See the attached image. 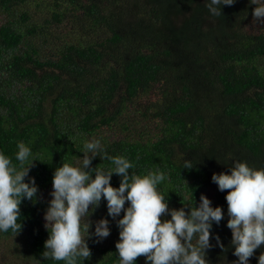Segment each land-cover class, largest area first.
Masks as SVG:
<instances>
[{"label":"trees","instance_id":"16d2710c","mask_svg":"<svg viewBox=\"0 0 264 264\" xmlns=\"http://www.w3.org/2000/svg\"><path fill=\"white\" fill-rule=\"evenodd\" d=\"M206 3L0 0L7 15L0 24V150L15 163L22 141L41 160L30 167L38 193L34 201L22 200L17 234L37 264H64L42 256L53 173L81 159L84 142L94 140L108 155L127 157L135 165L130 174L166 173L158 187L169 208L187 212L201 194L221 206L224 218L211 233L224 249L210 236L206 259H237L226 226L228 190L219 191L211 177L234 161L264 168V23L253 18L249 0L221 6L219 17ZM52 22L65 29L50 38ZM38 36L46 39L36 42ZM50 41L59 45L43 59L40 50ZM90 166L110 161L97 156ZM120 180L113 174L110 183L118 187ZM90 216V232L107 218L110 235L86 238L91 255L84 264H118L119 229L103 198ZM136 264H145L144 256Z\"/></svg>","mask_w":264,"mask_h":264},{"label":"clouds","instance_id":"9594fccd","mask_svg":"<svg viewBox=\"0 0 264 264\" xmlns=\"http://www.w3.org/2000/svg\"><path fill=\"white\" fill-rule=\"evenodd\" d=\"M235 2L207 0L206 7L211 15L219 17L221 6ZM249 3L255 5L253 18L264 23V0ZM17 149L15 163L0 150V233L11 230L14 236L22 227V200L37 198L38 186L29 171L33 162L40 160L22 141ZM81 152V159L62 163L54 170L51 199L44 213V227L49 232L42 253L45 260L84 264L91 255L86 238L94 235L102 240L110 235L107 218L95 221L94 232L89 231L92 221L88 217L102 198L108 216L119 229L115 244L118 264H136L139 256H144L145 264H209L206 249L212 247L210 236L224 249L219 235L212 234L211 229L214 223L220 224L225 213L221 206L214 207L206 195L201 194L198 205L187 203V212L184 207L169 208L158 187L166 179L160 169L130 174L135 165L123 155H108L99 140L85 141ZM97 156L110 161V166L91 167ZM113 174L121 177L118 187L110 183ZM211 179L219 191L228 190L226 226L231 230L233 255L237 257L232 264H249L255 250L264 246V168L234 161L228 172H214ZM257 264H264V251Z\"/></svg>","mask_w":264,"mask_h":264},{"label":"rangeland","instance_id":"374dc122","mask_svg":"<svg viewBox=\"0 0 264 264\" xmlns=\"http://www.w3.org/2000/svg\"><path fill=\"white\" fill-rule=\"evenodd\" d=\"M5 19H7V15L0 8V24ZM38 19L40 18L38 17ZM61 24L62 23L59 22L50 23V26L48 27L49 32L52 33L50 38H52L51 36L59 35L60 32L62 33L64 31L65 28H62ZM58 37L60 39L61 36ZM45 39L46 38L38 36L35 38V41L41 42ZM50 43L51 44L48 42L44 43L40 50L43 59L52 57L55 53L56 45H59V42L57 41H50ZM88 219L94 220L91 216L88 217ZM0 264H37V259L33 255L32 250L23 241L22 236H3L0 234Z\"/></svg>","mask_w":264,"mask_h":264}]
</instances>
